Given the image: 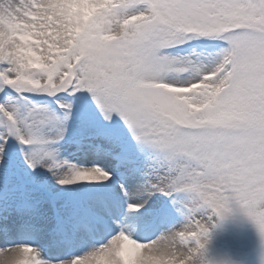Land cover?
<instances>
[{
  "label": "snow or ice",
  "instance_id": "snow-or-ice-1",
  "mask_svg": "<svg viewBox=\"0 0 264 264\" xmlns=\"http://www.w3.org/2000/svg\"><path fill=\"white\" fill-rule=\"evenodd\" d=\"M233 209L264 242V0H0V264H210Z\"/></svg>",
  "mask_w": 264,
  "mask_h": 264
},
{
  "label": "rangeland",
  "instance_id": "rangeland-1",
  "mask_svg": "<svg viewBox=\"0 0 264 264\" xmlns=\"http://www.w3.org/2000/svg\"><path fill=\"white\" fill-rule=\"evenodd\" d=\"M203 255L210 264H264V242L255 224L233 209L216 220Z\"/></svg>",
  "mask_w": 264,
  "mask_h": 264
}]
</instances>
